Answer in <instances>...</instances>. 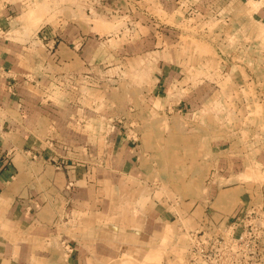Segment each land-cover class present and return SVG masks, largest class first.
I'll return each mask as SVG.
<instances>
[{
	"label": "rangeland",
	"instance_id": "obj_1",
	"mask_svg": "<svg viewBox=\"0 0 264 264\" xmlns=\"http://www.w3.org/2000/svg\"><path fill=\"white\" fill-rule=\"evenodd\" d=\"M9 18L12 23L7 24ZM150 26L155 45H138ZM0 27L5 29L0 28L1 35L10 32L5 37L29 39L27 54L38 53L35 42L46 47L43 53H54L59 42L74 35L79 45L88 39L101 44L97 54L102 61L93 66L106 74L51 78L48 88L71 86L81 92L101 85L110 99L121 86L129 92L126 106L131 107L147 101L148 78L165 65L176 73L173 84L180 81L192 92H203L213 104L197 124L203 137L216 140L201 146L196 142L193 149L206 165L196 169L192 157L189 171L153 173V185L103 190L101 213L96 191L86 210L90 217L76 213V220L88 221L75 223L74 237L85 241L90 252L82 257L77 251L75 264L80 259L81 264H264V203L257 201L264 190V0H0ZM52 39L55 44L47 47ZM79 45L77 50L83 47ZM139 53L147 59L139 61ZM51 97L48 93L45 100ZM90 97L91 102V92ZM192 124L189 134L195 136L199 131ZM163 141L152 144L162 152ZM227 154L235 156L234 184L250 183L242 197L254 199L229 213L209 201L214 189L232 183L215 167L217 160L226 159L219 156ZM194 183L202 184V195L189 209L179 206L186 201L176 191ZM153 213L164 217L165 224L157 223L160 228L149 236L146 219ZM185 213L193 221H185ZM100 229H106V243ZM88 231L90 241L78 237Z\"/></svg>",
	"mask_w": 264,
	"mask_h": 264
},
{
	"label": "crops",
	"instance_id": "obj_2",
	"mask_svg": "<svg viewBox=\"0 0 264 264\" xmlns=\"http://www.w3.org/2000/svg\"><path fill=\"white\" fill-rule=\"evenodd\" d=\"M10 6L4 15H10L13 4ZM4 31V35L0 33V264H75L79 254L83 257L90 252L85 241L74 237L75 223L88 221L76 220V213L90 217L86 210L96 191L101 213L106 204L103 190L131 191L143 184L153 185V173L159 169L164 173L177 168L189 171L192 163L188 159L192 157L196 169L206 165L200 163L202 155L193 149L196 142L201 146L216 140L203 137L197 124L213 104L205 100L207 94L192 92L180 81L173 84L176 73L165 65L148 75V91L142 93L147 101L131 107L126 106L129 92L121 86L110 99L101 85L83 87L81 92L71 86L48 88L51 78L106 74L93 66L102 61V55L97 54L101 44L88 39L79 45L74 35L59 42L54 53H43V43L35 42L38 53L27 54L30 40L18 42L5 37L10 32ZM153 31L151 26L147 28V33L137 39L138 45L154 46ZM54 44L52 39L45 45ZM136 57L143 61L148 55L139 53ZM48 93L52 95L49 102L45 100ZM193 122L194 131H199L195 136L189 134ZM160 139L164 140L162 152L152 144ZM219 157L226 159L215 162L216 171L226 173L224 181L232 178V183L214 189L209 201L227 213L235 206L252 204L254 199L242 197L252 188L250 183L234 184L235 156ZM181 187L176 194L186 202L179 206L189 209L190 202L202 195V184ZM261 193L257 201L263 204V189ZM156 215L146 219L149 236L154 235V228H160L157 223L165 224V218ZM184 215L185 221H193L192 215ZM87 233L78 237L90 241ZM98 235L106 243V229H100Z\"/></svg>",
	"mask_w": 264,
	"mask_h": 264
}]
</instances>
